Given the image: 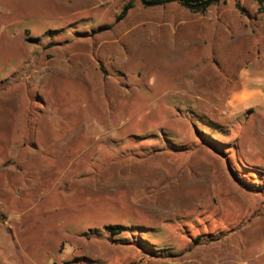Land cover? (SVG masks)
<instances>
[{
    "label": "rangeland",
    "instance_id": "obj_1",
    "mask_svg": "<svg viewBox=\"0 0 264 264\" xmlns=\"http://www.w3.org/2000/svg\"><path fill=\"white\" fill-rule=\"evenodd\" d=\"M263 13L0 0V264H264Z\"/></svg>",
    "mask_w": 264,
    "mask_h": 264
},
{
    "label": "crops",
    "instance_id": "obj_2",
    "mask_svg": "<svg viewBox=\"0 0 264 264\" xmlns=\"http://www.w3.org/2000/svg\"><path fill=\"white\" fill-rule=\"evenodd\" d=\"M262 23L264 25V13ZM226 101L228 111L233 113L264 107V35L260 54L239 70L237 86L229 91Z\"/></svg>",
    "mask_w": 264,
    "mask_h": 264
},
{
    "label": "trees",
    "instance_id": "obj_3",
    "mask_svg": "<svg viewBox=\"0 0 264 264\" xmlns=\"http://www.w3.org/2000/svg\"><path fill=\"white\" fill-rule=\"evenodd\" d=\"M223 1L224 0H141L142 4L151 5V6L164 5L171 2H177L192 12H201V13L205 12L211 5H215ZM255 1L257 2L260 11H263L264 0H255ZM131 7L132 5L130 2L126 3L121 9L120 13L117 15V19H121L122 17H124ZM188 112L192 113L193 111L190 110ZM202 133H206V132L202 131ZM108 228L109 230H111L112 233L121 231L120 225H109Z\"/></svg>",
    "mask_w": 264,
    "mask_h": 264
}]
</instances>
